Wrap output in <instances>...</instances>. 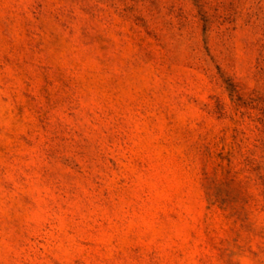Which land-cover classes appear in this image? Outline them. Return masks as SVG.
I'll return each mask as SVG.
<instances>
[{"label": "rangeland", "instance_id": "obj_1", "mask_svg": "<svg viewBox=\"0 0 264 264\" xmlns=\"http://www.w3.org/2000/svg\"><path fill=\"white\" fill-rule=\"evenodd\" d=\"M0 264H264V0H0Z\"/></svg>", "mask_w": 264, "mask_h": 264}]
</instances>
